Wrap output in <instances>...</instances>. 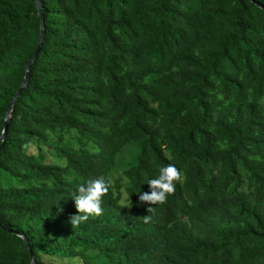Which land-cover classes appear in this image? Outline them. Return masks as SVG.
Masks as SVG:
<instances>
[{
  "label": "trees",
  "instance_id": "1",
  "mask_svg": "<svg viewBox=\"0 0 264 264\" xmlns=\"http://www.w3.org/2000/svg\"><path fill=\"white\" fill-rule=\"evenodd\" d=\"M41 2L44 46L0 152V264H32L2 226L38 264H264V11ZM39 36L36 0H0V134ZM168 164L183 182L142 203ZM115 168L103 213L73 229L77 186Z\"/></svg>",
  "mask_w": 264,
  "mask_h": 264
},
{
  "label": "clouds",
  "instance_id": "2",
  "mask_svg": "<svg viewBox=\"0 0 264 264\" xmlns=\"http://www.w3.org/2000/svg\"><path fill=\"white\" fill-rule=\"evenodd\" d=\"M183 179V174L174 164L160 167L157 176L147 182L150 186V191L140 194L139 200L149 205H163L167 202L168 196L175 193L176 184L182 183ZM111 186L112 180H105L103 177L88 179L85 183L77 186L72 199L78 215L70 218L73 229L86 222L89 217L100 216L103 213L101 207L102 199L108 194ZM147 212L149 215L141 217L146 224L152 221L156 207H149Z\"/></svg>",
  "mask_w": 264,
  "mask_h": 264
},
{
  "label": "water",
  "instance_id": "3",
  "mask_svg": "<svg viewBox=\"0 0 264 264\" xmlns=\"http://www.w3.org/2000/svg\"><path fill=\"white\" fill-rule=\"evenodd\" d=\"M250 1L264 11V5L262 3H260L257 0H250ZM36 4L38 7V12H39V16H40V36H39V41H38V45H37V50H36V53L34 54V56L28 61L27 65H26L25 78H24V81H23L21 87L19 88L17 93L11 98V100L9 102V105H8V108L6 111V115H5L4 128L0 134V141L2 142V144L0 145V152L3 150V148L5 147L7 140H8V134H9L10 123H11V114H12L13 108L15 106V103L19 99V97L22 95L24 90L27 88L29 81H30V74H31L32 65L40 57L43 46H44V40H45V35H46L45 14H44V10H43L41 0H36ZM2 229L11 233V234H16L18 237L22 238L28 247V251H29L30 257H31V263L32 264H38L36 259H35L34 252L31 248L30 242L25 235H23L19 232H16V231H14V230L6 227V226H2Z\"/></svg>",
  "mask_w": 264,
  "mask_h": 264
},
{
  "label": "rangeland",
  "instance_id": "4",
  "mask_svg": "<svg viewBox=\"0 0 264 264\" xmlns=\"http://www.w3.org/2000/svg\"><path fill=\"white\" fill-rule=\"evenodd\" d=\"M90 150H95V147H93V146H91L90 147ZM132 152V149L131 148H129V147H127L122 153H121V155H120V157H119V159H121L122 158V156H124V155H126L127 153H131ZM135 154V153H134ZM133 154V155H134ZM133 155H130L129 157H131L130 159H132L133 158ZM54 160H56L55 158H54ZM121 175V171H120V169L118 168H115V170H114V172H113V177H112V181L114 182H116V179L119 177ZM124 197H125V195H124Z\"/></svg>",
  "mask_w": 264,
  "mask_h": 264
}]
</instances>
